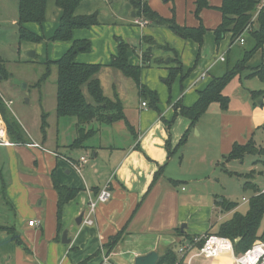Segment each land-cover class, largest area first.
Here are the masks:
<instances>
[{
    "label": "crops",
    "instance_id": "1",
    "mask_svg": "<svg viewBox=\"0 0 264 264\" xmlns=\"http://www.w3.org/2000/svg\"><path fill=\"white\" fill-rule=\"evenodd\" d=\"M207 1L213 7L221 3V0ZM147 2L163 17H171L170 4L161 6L157 0ZM173 3L174 17L178 24L198 25L199 21L194 15L195 0H173ZM48 6L52 11L51 19H47ZM93 12L98 14V25L72 32L73 40L89 42V49L79 51L76 55L77 62L108 65L111 57L116 55L117 43L121 40L129 43V52L137 59V63L130 60L131 64L139 65L142 52L149 44L145 37H151L159 47L164 43L169 47V50L162 48L167 52L161 55L152 51L151 59H164L168 53L181 64V74L188 71L187 75L183 83L179 76L176 77L170 92L172 102L168 104L169 91L167 94L166 87L158 79L166 74L165 69L174 65L163 66L157 62L154 63L157 69H142L140 82L157 92V109L139 94L137 87L134 93L126 79H119L117 85H112L110 96L103 94L110 99L114 98V94L117 95L123 105L124 119L130 127L123 120L112 123L96 121V128H88L95 132L80 146H71L74 136L72 133L69 136L66 134L71 129L76 131V118L57 117L55 106L54 112L48 116L49 123L44 127V132H33L35 136L26 132L29 143L5 145L0 142V147H5L10 154L9 181L5 183L3 194L8 208L0 211V226H13L21 241L17 243L11 235L0 229V264L96 263L100 247L121 230V239L112 250L113 263L134 264V258L138 255L156 251L159 256L166 248H172L176 253L182 243L189 241V237L200 236L207 231L215 232L219 223L213 228L212 214H216L222 222L224 211L217 203L223 198H218L212 188L198 185L213 174V164L219 161L222 154L230 151L234 143L244 144L253 138L264 120L263 111L249 100L250 92L264 91V81L248 77L251 72L249 68L245 72V69L241 71L243 74H239L240 77L233 81L236 84L231 90L233 95L242 97L244 106H228L222 110L218 103L213 102L192 128L189 118L177 114L167 130L162 118L165 121L172 119L173 104L179 101L186 107L193 105L198 91L210 81V75L218 76L222 73L220 63L225 62L226 53L233 48L230 33H226L218 45L213 32L204 35L197 56V43L193 40L183 39L166 27H153L150 30L147 27L150 23L143 27L135 25L129 1L83 0L75 10L77 15ZM60 14L61 10L56 7L55 0H46L44 22L41 25L28 23L26 28L46 38V27H52L46 33L49 39L58 25ZM200 18L203 26L213 31L221 21V13L213 8H205ZM116 21H119L118 25L110 26ZM30 24L34 25L30 28ZM133 41L138 44L137 48L132 46ZM70 45L71 42H52L50 60L61 57ZM261 51L264 59V44ZM222 52L223 61L217 59ZM171 56L166 63L170 62ZM257 58L259 62L260 57ZM103 68H106L103 69L105 72L114 70L118 78H128L111 66ZM100 72L97 77L102 87ZM128 89L133 91V104L129 105L135 115L133 122L124 108L128 106L124 100ZM141 102L146 105L142 106ZM209 115L218 122L215 139L207 117ZM1 123L5 130L3 139H8L2 118ZM103 124L108 128L104 129L106 139L98 137ZM87 125L90 126V123ZM193 130L196 135L192 133ZM60 132L65 133L61 139L58 136ZM113 133L116 139L119 137L120 142H115ZM185 133V142L180 144ZM89 140H95L91 146L86 145ZM167 141L169 150L165 146ZM80 147H89L91 158L86 155L87 152L76 150ZM82 156L87 162L81 166L79 173L71 169L64 159L77 160ZM160 167L162 172L153 182L154 173ZM53 172L60 185L78 189L76 195L64 204L59 220L57 192L51 177ZM107 181H110L111 198L97 206L92 225L80 226L81 220L77 223L78 216L85 211L89 198L96 195ZM234 210L226 212L231 215ZM32 219L38 220L39 224L29 226L28 221ZM201 220L207 222L200 224ZM64 229L70 239L68 244L61 242ZM121 256L124 258L121 259ZM209 263L213 264V261Z\"/></svg>",
    "mask_w": 264,
    "mask_h": 264
},
{
    "label": "trees",
    "instance_id": "2",
    "mask_svg": "<svg viewBox=\"0 0 264 264\" xmlns=\"http://www.w3.org/2000/svg\"><path fill=\"white\" fill-rule=\"evenodd\" d=\"M18 1V34L20 40L40 42L44 39L43 36L26 28L28 23L42 24L45 20L46 0H17ZM83 0H55V5L61 10L58 25L49 40L52 42H71L70 47L56 60H48L50 64H55L57 67L56 80V116L57 117H75L76 118V133L77 137L72 141L71 146H80L83 142L91 136L95 130L86 129L85 125L92 121L99 123H110L118 120H123L126 123L123 105L120 99L114 94V98L110 99L103 94L100 81L97 77L103 66H111L119 70L124 76L132 79L138 88L139 94L151 99V106L155 109L158 98L152 91H148L140 84V73L144 66H149L151 61V48L148 46L142 52L141 64L133 65L129 63L127 53L130 46L119 40L117 43V53L112 56L108 65L100 63H81L75 60L79 51L89 49V42L87 40H73L72 32L76 29H87L91 26L98 25L97 12L90 14L77 15L76 8ZM132 6L136 17H142L150 23L163 26L171 30L177 36L183 39H191L199 46L202 43L203 35L206 28L203 26L200 13L205 8H213L221 13L220 23L213 29L214 39L216 45L219 44L226 33L231 35V43L244 30L246 25L250 22L253 12L255 11L257 0H221L219 6L213 7L209 5L207 0H195L194 15L198 19L197 26L180 25L175 21L174 10L172 9L171 17H163L158 12L153 10L144 0H128ZM171 1V0H165ZM257 27L248 31L250 37L254 42V46L244 52L241 60H238L230 69L226 68L225 72L218 76L212 77L208 84L198 91V97L195 103L189 107L183 106L181 102L173 104L174 115L170 121H165L167 130L177 114H182L191 121L190 128H192L199 117L205 112L209 104L217 102L222 110H226L229 98L222 94L223 87L235 75L247 68L246 62L250 56L261 49L264 44V12L261 11L256 20ZM146 41L153 44L151 37H145ZM245 40V39H244ZM246 42V41H245ZM161 46V45H160ZM161 48L165 50L169 47L162 45ZM169 61L176 62V66L169 67V79L175 77L178 73L181 74L182 66L174 58ZM188 72V71H187ZM185 74H181L183 78ZM0 77H6V71L0 60ZM248 77H257L264 81V62L251 68ZM168 80V79H167ZM88 94L90 101L85 94ZM252 96L262 95L264 91H252ZM2 100L0 99V115L6 127V134L10 143L27 144L29 139L20 131L14 118L8 112ZM45 125L42 126V129ZM44 132V129L42 130ZM186 133L180 140V144L185 142ZM169 148L168 141L165 144ZM169 150V149H168ZM170 153V152H169ZM264 154V147H255L251 140L244 144L234 143L227 154L226 161L241 160L245 154ZM162 167L154 173L153 182L161 174ZM53 187L57 192V219H60L62 208L65 203L71 200L78 189L69 188L60 185L54 175L51 174ZM260 189H255L257 193ZM217 205L222 211H232L237 207V203L222 199ZM264 217V195H253L247 201V209L244 213L234 210L230 218L219 223L214 234L229 238L233 243L234 252L241 254L247 251L252 243L257 239L264 240V225L259 231L261 221ZM0 229L11 235V238L17 243H21L15 228L13 226H0ZM123 230L118 231L114 236L110 237L108 242L103 245L107 252H112L118 241L121 239ZM211 234L209 231L204 235ZM197 236V235H195ZM195 236L189 237V241H193ZM202 237L197 243V246H202L204 242ZM179 260L177 254L172 248H166L162 254L158 256L155 264H174ZM181 263V261H180ZM84 264H88L85 262Z\"/></svg>",
    "mask_w": 264,
    "mask_h": 264
},
{
    "label": "rangeland",
    "instance_id": "3",
    "mask_svg": "<svg viewBox=\"0 0 264 264\" xmlns=\"http://www.w3.org/2000/svg\"><path fill=\"white\" fill-rule=\"evenodd\" d=\"M122 1H128V0H122ZM144 1L147 2L148 0H144ZM157 2H159L161 6H163L164 4H170L171 6L170 12L172 16V9L174 8L173 0L168 2L165 0H157ZM52 7L54 9L53 5ZM48 10L49 11L47 12V19H51L52 11L50 6H48ZM134 18H136L135 14H134ZM102 19H104V16H102ZM118 23L119 21H116L115 23L110 24V26L111 25L116 26L118 25ZM149 23L150 22L148 21V24ZM31 25L34 24H30V28L32 27ZM253 26H254L253 28H256L257 23L255 22ZM147 27L148 29L151 30L153 29V27H160V26L156 25L155 23H150ZM50 28L52 27L49 26L46 27L45 29L46 38L42 39L38 43L20 40L18 34V29H19L18 1L0 0V60L6 71V77H0V99L2 96L5 99L11 100L13 102L10 105L8 112L11 115V117L14 118V121L19 127L20 131H22V133L25 134V137L28 136V133H26L27 131L33 136H35L33 132L42 131L44 129V128L42 129V126L43 125L46 126V124L49 123V117H48L49 114L54 112V106L56 108L57 67L55 64H51V63L49 64L47 62L48 60L51 59L50 52L52 51L51 50L52 41L48 39L47 37L48 35L46 34ZM212 32H213L212 30L206 29L204 35H206L207 33L212 34ZM244 38L246 42L243 45L235 43L233 44V48L226 53L225 62L220 63L221 67L223 68V71L220 75H222L225 72L226 68L231 69L238 60L242 59L244 52L250 50L254 46V42L248 32L244 34ZM228 39H230V37H228ZM127 44L129 45V43ZM132 44H133L132 46H135L137 48L138 44H136V42L133 41ZM153 44L154 45H151V43L148 44V46H152L151 48L152 51L155 50L158 53H160V55L163 52H167L157 45L155 39H153ZM202 44H203V40L200 46L197 44V50H196L197 56H199L198 52ZM162 45H166V44L164 43ZM261 49H258L250 56V58L246 62L247 68L243 72L247 71L249 68H254L257 65L261 64L262 62H264L263 57H261L262 54ZM129 51L127 53L129 63L131 62L137 63V59ZM129 56L131 58H129ZM169 56L171 55L167 53L166 55H164V59L152 57L151 61L153 64L149 66L146 65L142 69L145 70L157 69L155 68L156 66L154 65V63L157 62H161L163 66L164 64L176 66L175 62L172 61L166 63V60ZM257 57H260L259 62ZM103 69L106 68L102 67V69L100 70L101 71L100 78L102 80V87L105 95L110 96L112 94V85H117L119 79H126V81H128L129 83V86L132 87L134 93H136L137 91L136 85L132 79L118 78L115 72H113L114 70L112 68H109L113 70L111 72H105L106 70ZM165 71L166 74L161 78H159L158 80L163 84V86L166 87L167 94L169 91L167 102L168 104H170L172 102L170 92L175 83L176 77L179 76L180 82L183 83V80L185 79V75L183 78H181L182 75L178 73L175 77L173 76L169 79V68L165 69ZM243 72L238 73L232 79H230L222 89V94L229 98L228 106L230 108L244 106L242 104L243 103L242 97L240 98L231 93L232 86H234L235 83L233 81L239 78L240 75L243 74ZM153 75H155V73H153ZM211 76L218 77V76L210 75V77ZM144 87L148 91L154 92L158 98L156 91L150 90L146 86ZM180 89L182 88L180 87ZM133 91L131 89H128L127 97L124 99L125 102L128 104V106L130 104H133L132 103ZM85 94L87 96V99L90 101V98L86 93V91ZM146 100L151 105V99L149 96H146ZM249 100L251 101V103L255 104L256 108L261 109L264 113V96L262 95L252 96L250 93ZM128 106L124 107L125 113L130 118H132L130 121L133 122L135 120L134 111L131 109L130 106L129 107ZM207 117L210 119V124L212 125V130H213L212 136L215 139L218 122H216L211 117V115ZM0 123H1V118H0ZM97 126L98 123L96 121L91 122L90 126L85 125L86 129L96 128ZM115 126L116 125H114V127ZM0 127H3V125H0ZM101 127H102L100 132L101 135L98 137H100L101 139H106L105 138L106 131L104 129L107 128V126L106 124L105 125L103 124L101 125ZM65 133L63 132L59 133L58 136L60 137V139L63 137ZM71 133L73 134L72 136H74L75 139V137H77L76 131L71 129V131H67L66 134L67 136H69ZM192 133L196 135L195 130H193ZM113 134L115 137V142L116 141L120 142L119 137L116 139V134L115 133ZM4 135H2V137H5ZM94 139H96V137ZM249 140L253 142L255 147H264V120L261 123L260 127L256 129L253 138H250ZM94 141L95 140H89L86 143V145L91 146L92 142ZM76 150H80V151L82 150L84 152H87L86 155H88L89 157L91 156V149H89V147L87 148L80 147L77 148ZM228 153L229 151L225 154H222L219 157L220 158L219 161L214 162L213 171H212L213 174L206 177L204 183L199 184L198 187H202V185L203 186L206 185L212 188V190H214V192L217 193L218 198H223L227 201H232L234 203H237L236 210L241 213H244L247 209V202H244L242 200V197L249 199L251 196L255 194V189H260L264 185V154H259V153L245 154L241 160L226 161L225 157L227 156ZM9 161H10V154L7 152L5 147H0V211L8 208V206H6V204L4 203L3 194H5V183L9 181V170H8ZM195 161L193 160V162ZM6 211L8 212V210ZM230 216H231L230 213L224 211L222 213L221 220L224 221L228 219ZM205 222L207 221L201 220L199 223L204 224ZM211 223L213 228H215L216 224L220 223V220L217 219L216 214H212ZM263 225H264V217L261 221L259 231L262 229ZM259 240H263V239H259ZM117 251L118 250L114 252ZM123 258L121 256V259ZM198 258L199 259L194 258L195 260L191 264H208L209 262H212L211 259L207 260V258H203L200 256Z\"/></svg>",
    "mask_w": 264,
    "mask_h": 264
},
{
    "label": "built area",
    "instance_id": "4",
    "mask_svg": "<svg viewBox=\"0 0 264 264\" xmlns=\"http://www.w3.org/2000/svg\"><path fill=\"white\" fill-rule=\"evenodd\" d=\"M264 12V0H257L255 11L252 14L250 22L246 25L242 33H240L232 42L243 45L245 42L244 34L252 29V25L256 22L259 13ZM134 24L140 27L148 24V20L143 19L141 16L134 18ZM218 60L223 61L224 55L221 54L217 57ZM204 74L201 75L203 77ZM1 100L4 105L10 108L12 104L11 100H7L1 96ZM142 106H145V102H141ZM1 130V129H0ZM0 142L8 145L11 144L8 139H3L0 137ZM67 162L68 166L76 172H80V168L83 164L87 162V159L82 156L77 160H72L68 158H64ZM110 181H107L104 186L99 190V192L93 197L89 198L87 203V207L83 212V217L80 223V226L84 225H92L93 224V216L95 215V211L97 206L100 203L107 202L111 196L110 190ZM255 195H264V185L263 187L255 193ZM244 202H247L248 199L242 198ZM39 221L36 219H32L28 221L29 226H37ZM204 238V242L202 246L198 247L197 243L201 238ZM179 260H177L174 264H191V261L194 257H203L211 259L212 261H221L227 260L228 264H264V240L256 239L252 246L241 254H236L234 252L232 241L224 236H219L217 234L211 233L208 235H200L195 236L193 241H188L182 243L178 249L176 250ZM113 252H107V250L101 246L99 249V260L96 263L92 264H114L112 260ZM181 261V263H180Z\"/></svg>",
    "mask_w": 264,
    "mask_h": 264
},
{
    "label": "water",
    "instance_id": "5",
    "mask_svg": "<svg viewBox=\"0 0 264 264\" xmlns=\"http://www.w3.org/2000/svg\"><path fill=\"white\" fill-rule=\"evenodd\" d=\"M134 13H132L133 15ZM220 201L222 199H219ZM83 213L78 216L77 223L82 220ZM61 242L63 244H68L70 239L67 237V230H63L61 235ZM158 259V253L156 251H149L146 254L138 255L134 258V264H155Z\"/></svg>",
    "mask_w": 264,
    "mask_h": 264
},
{
    "label": "bare ground",
    "instance_id": "6",
    "mask_svg": "<svg viewBox=\"0 0 264 264\" xmlns=\"http://www.w3.org/2000/svg\"><path fill=\"white\" fill-rule=\"evenodd\" d=\"M0 125H2L1 123H0ZM1 128V130H0V137H2V135H3V132H4V129H3V127H0ZM227 260H221V261H213V264H228L227 262H226Z\"/></svg>",
    "mask_w": 264,
    "mask_h": 264
}]
</instances>
